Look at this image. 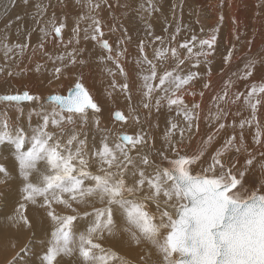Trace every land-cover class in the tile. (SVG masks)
I'll use <instances>...</instances> for the list:
<instances>
[{
	"label": "snow or ice",
	"instance_id": "obj_1",
	"mask_svg": "<svg viewBox=\"0 0 264 264\" xmlns=\"http://www.w3.org/2000/svg\"><path fill=\"white\" fill-rule=\"evenodd\" d=\"M25 2L27 3V0ZM89 4L92 10L100 7L98 3L92 4L91 0ZM91 19V38L97 40L96 34L103 36L100 21L95 17ZM220 19L223 20V16ZM63 27V24L57 26L53 17L51 31L57 37L61 35ZM77 31L78 29H74V32ZM196 39L195 36L192 37L193 42ZM216 41L215 34L201 39L200 51L196 55H212ZM99 43L109 52L111 59V47L108 42L100 40ZM180 47L186 49L189 55L193 52L187 41ZM140 51L144 53L143 42L140 43ZM170 51L172 57L177 59L174 68L165 70L158 76L156 65L144 56V62L148 63L151 69L150 75L141 77L142 87L146 89L144 95L149 99L154 90L166 93L171 91L173 95L167 97L169 107H181L187 122L186 128L179 129L180 140L174 143L171 136L177 125L169 121L171 127L164 136L166 145L161 149H156L153 145L147 153H137V156L133 157L130 153L137 146L147 144L143 135L121 134L118 137L120 143L115 147L109 146L105 136L101 140V146L92 153L98 159L100 167L95 172L91 171L87 133H83L81 138V133L76 131V122L79 119L81 128H84L91 113L99 130L101 121L97 114L101 113L102 108L83 83L82 77L76 79L67 95L53 94L47 98L46 103L52 105V110L43 114V123L33 129L31 137H28L22 128L11 130L7 119L0 121V145L10 146V154L14 156L18 168L15 179L20 182V200L15 209L16 216L19 221L30 227V221L25 215L27 206L39 205L46 209V215L53 224L46 251L39 256L40 264H59L58 258L61 257H69V264H129L117 251L102 244L106 235L116 236L119 232L126 233L137 245L142 240L150 243L163 264H264V181L247 182L246 171L244 167H238V160L223 159L225 153L235 147V136L225 140L223 146L210 155V162H206L204 156L212 142L211 136L191 154L181 153L179 144L185 139V131L191 132L194 126L198 130V124L194 125V121H197L199 116L192 110L198 109L200 105L193 103L192 110H189L184 100L176 96V92L190 84L199 74L189 71L182 75L181 65L184 61L177 58L175 48ZM233 53L234 46L224 57L225 63L231 60ZM69 56L72 57L71 63H77L74 53H69ZM159 56L157 53V58ZM258 64L264 70V56L246 57L243 72L234 75H237L238 79H248ZM193 66L198 67V64ZM117 68L123 75V68L119 64ZM210 71L209 69V73ZM55 72L59 78L61 68L57 67ZM157 79L158 84L154 89L150 81ZM230 84L231 81L226 82L225 91L223 95L216 97L217 100L227 97ZM121 89L127 91L129 85L125 83L121 85ZM262 94L264 78L259 84H251L244 97V103L251 108L253 119L257 105L261 103V98H264ZM242 95L244 94L238 93L235 99L239 100ZM33 100L39 101L40 97L30 95L27 91L22 95L0 96V101L17 104ZM155 104L159 110L160 99H157ZM143 107L148 108L149 104L144 103ZM221 115L222 112L215 118L219 120ZM114 119L126 121V116L117 110ZM245 123L250 124V121L242 120L241 129ZM49 125L59 129V134L49 131ZM65 125L71 127L66 128ZM224 127L223 123L219 124L220 129ZM257 128L255 143L261 144L259 125ZM26 144L30 146L25 150ZM168 151L174 153V157L169 161L171 167L162 168L156 163L153 153L168 159ZM235 151L239 152L240 148L235 147ZM137 159L143 167L137 166ZM253 160L249 154L245 166L250 168ZM41 164L44 166L43 170L40 168ZM130 168L133 169L131 183L126 179ZM148 168H153L154 171L147 173ZM197 168L200 170L197 171ZM261 169L264 170V164H261ZM13 179L8 167L0 164V184H7ZM96 201L103 206L95 207ZM74 203L92 205L91 211L80 213L73 207ZM153 204L155 212L151 210ZM57 205L71 209L76 215L58 213L55 207ZM78 219L87 221L85 229L79 232L74 224ZM28 251L30 249L27 247L21 249L25 255ZM73 257L75 259H71ZM22 261L24 258L17 254L12 264H21Z\"/></svg>",
	"mask_w": 264,
	"mask_h": 264
},
{
	"label": "bare ground",
	"instance_id": "obj_2",
	"mask_svg": "<svg viewBox=\"0 0 264 264\" xmlns=\"http://www.w3.org/2000/svg\"><path fill=\"white\" fill-rule=\"evenodd\" d=\"M216 1L217 2H211V0H192L191 2V0H176L172 3L170 0H91L92 4L98 3L100 5L98 9L92 10L89 0H79V2H77V0H62L63 4L61 8H56L57 13L54 14L52 18L55 17L57 26H59V23L71 26L65 31L63 28L59 37L51 31L55 40L51 39L52 42L48 40L50 44L49 42L45 43V45H49V48L43 52L42 58L46 59L47 63L45 66L35 67L37 75L36 81H34L28 76L34 69H30L28 74H26L28 65L34 62L33 54L30 53V51L28 52V48L32 47L30 41L33 36L31 34V24L29 21H35L34 28H38L41 31L44 30L42 31L43 33L49 31L48 19L44 20L42 23L41 20L45 18L47 9L50 13L56 12L54 8H47L50 5L53 7V2L50 4V2L46 0L38 5V3L23 4L24 0H0V79L2 77L0 80V96L15 95V93L18 95L21 92L27 91L30 95L40 97L39 101L33 100L20 104L15 103V105L11 102L5 104L4 101H0V108H11L17 112L16 110L18 107V110H21V108H28L29 106L30 109L34 111L39 107V109H43L44 112L50 113L52 108L48 106L50 104L46 103V99L53 94L66 95L69 89L74 85L76 79L82 77L83 83L102 108L101 113L97 114L101 121L100 126L107 123V126H105L106 129L113 127V131L111 130V132L116 133V137L114 136L116 138L114 144L110 140V137L103 133L97 134L98 136L95 138L87 132L93 141L96 140L94 143L91 141L93 144L89 145L90 151L87 152H89L91 169L97 171L100 167V163L92 153L101 146V140L105 136L107 137L109 146L115 147L117 143H120L118 137L121 134L131 136L141 134L144 136L147 144L144 146H137L135 152L143 154L147 153L149 148L153 145L156 149H161L162 146L166 145L164 136L166 131L171 127L169 121L177 125V129L174 131H177L179 128H186L187 122L184 120L182 108L177 105L169 107L167 103V97L173 95L171 91L166 93L161 90H154L151 93V99H149L144 95L146 89L142 87L143 80L141 77L143 75H150L151 69V66L144 62V56H147L148 60L156 65L157 74L159 76L165 70H171L175 67L177 59L172 57L170 51V49L175 48L177 58L184 61L181 65L183 69L181 74L186 75L189 71L199 74L190 84L176 92V96H180L184 100L189 110H192L193 103L200 105L198 109L192 110L198 113L199 116V119L194 121V125L198 124V130L194 126L191 132L185 131V139L179 144L181 153L191 154L211 136L212 142L208 145L207 152L204 156V160L210 162V155L221 148L225 140L231 136H235L236 140L234 141V146L239 147L240 151L236 152L235 147H233L232 150L225 153L223 159L229 161L238 160V167H244L246 171L245 180L247 182L251 183L255 181L259 183L264 181V170L261 169V164H264V156H262V153H264V98H261V103L257 105L255 119H253L251 108L244 103V97L247 95V91L250 89L251 84H259L262 82L264 70H262L261 67L259 69L258 64L255 69L258 72V75L256 74L257 77L255 76L256 78L251 76L248 79H238L237 75H234V73H242L244 70L245 58L252 57L251 54H248L249 52H246L242 56L248 55L243 57V59L239 56L238 59H235L236 54H240L241 52L244 53L243 51L247 46V41H245L243 37V46L241 47V44L237 45L238 50L237 46L234 47L231 60L227 63L224 61V57L229 50L233 49V43L232 45L228 44L230 39L227 37L229 40L227 41L226 37H224L227 34L230 35L232 32L231 27L227 26V23L230 24L229 18L231 22L234 21L236 23L237 28H235V32L249 30L248 26L250 24H248V21H245L248 19L245 16V8L250 10L251 7L244 8V4H246L247 1L239 3L233 0ZM254 1L256 0H251V2ZM258 1L260 0L256 2L258 3ZM259 3L262 6V10H259V13L257 11L254 13L257 19H253L254 23L251 25L255 35H250V38L247 35L244 36L250 40L248 41V47L251 49L250 51L260 48V43L264 41L261 37L264 34L263 30H259V35L256 33L257 29L261 28L262 25L258 28L257 26L264 22V0H261ZM215 6L221 7V11L213 12L216 11V9H214ZM34 7H40V10L28 13L31 12ZM193 9H197L200 12L197 10L194 11ZM208 12L216 13L215 17L212 18V16H208L206 14ZM65 15H69L70 19L63 21L62 17ZM22 16L25 18V23L21 22ZM221 16H223V20L220 19ZM248 16H251V14H248ZM81 17H83L81 21H84V25H82L83 28H81V30L83 29L82 31L80 27L73 26L74 23H78ZM92 17L100 21L101 31L103 32L102 37L96 34L98 37L97 40L91 38L93 35ZM217 22L221 23L219 27L223 26L227 30V32H224L225 30L220 28V32L226 34L222 37V40L229 45V47L221 40V44L218 42L217 45L214 46L216 48H214L215 50L210 57L197 56L196 53L200 51L199 41L201 37H210L213 34L216 35L215 32L218 28H216L215 25ZM16 23L17 25H15ZM13 25L22 26L23 28L25 27V29L13 30L15 27H12ZM70 28H72V30H70ZM74 29H78L80 32H74ZM86 29L87 31H85ZM136 30L143 35L142 39L136 36ZM193 36L197 38L194 42L192 41ZM219 36L222 35L219 33L218 37ZM240 36L239 39L242 40ZM20 37L21 39L19 41L18 38ZM43 37L41 39H43ZM157 37H160V39H156ZM173 37L175 39H173ZM219 38L221 39V37ZM77 39L79 42H77ZM257 39H259L258 41L261 39L263 41L257 43ZM100 40H105L110 45L111 59H109L110 54L108 51L96 47V43H99ZM232 40L233 39H231V41ZM236 40H238V36ZM186 41L189 42V47L193 49L191 55H189L186 49L180 47V45ZM141 42H143L144 47L143 54L140 51ZM54 43H56L55 46ZM19 45H26V47L22 48ZM248 47L246 48L247 50ZM24 52L28 54L22 58ZM69 53H74L77 63H71L72 57L69 56ZM157 53L160 54L159 58H157ZM250 53L255 54L256 52ZM59 57H63L64 59L60 60ZM21 58L23 61L20 63ZM239 58L241 59L239 60ZM80 61H83V63H80ZM138 61H140V63H138ZM22 64L24 65V74L20 76L17 75L16 77H19L18 79L13 76L3 82L5 79L4 69H6L7 72H11ZM117 64L123 68V75L120 69L117 68ZM197 64L198 67L193 66ZM57 67L61 68L59 78H57L55 72ZM209 69L211 70L210 73ZM67 73L71 74V78L73 79L72 83L71 80L68 79ZM107 76L109 80L104 84L103 81H105ZM58 80L60 83L53 85L52 89L49 90L48 85ZM228 81H231V84L227 89V97L224 100H217L216 97L223 95L225 84ZM114 82L115 87H113ZM125 83L129 85L127 91L121 89V85ZM150 83L155 89L158 84V79L150 81ZM99 85H102V88ZM205 85H208V87H205ZM68 86H70V88L66 91ZM12 87L17 90L19 87V90H14ZM165 87H167V85ZM201 93H203V95H201ZM238 93H243L244 95H242L239 100H236L235 97ZM262 97H264V94H262ZM157 99H160L159 110H157L155 104ZM144 103H148L149 107H143ZM117 110L126 116V121L119 123L116 121L111 122V117ZM178 112L181 114L178 115ZM220 112H222L221 118L217 120L215 117ZM35 118L37 119V117ZM242 120L250 121V124L245 123L243 129L240 128V122ZM220 123L225 125L223 129L219 128ZM94 124V120L90 113L87 126L91 127ZM76 125L81 129L80 121H77ZM233 125H235V127H233ZM257 125H259V131L261 133V144L255 143L258 130ZM65 127L69 128L70 126L66 125ZM175 133L176 132H174V134ZM241 133L243 135L242 141ZM106 134H108V132ZM29 137H31V135ZM114 137L112 136V139ZM179 140L180 138L172 139L174 143ZM7 148L9 149V146ZM6 152V144L0 145V164H4L8 167L14 179L12 180L13 189H10L11 193H6L3 206L4 211L0 214V256L6 252L9 255L22 247H29L31 250H34V253L26 264H40L39 256L46 251L53 224L46 215V209L39 207V205L29 204L25 215L28 217L30 224L33 225V237L36 241L45 239L46 244L41 245L37 242L30 246H24L22 241L27 233L28 226L19 221L15 213V209L20 200V182L18 179H15L18 175V168L15 164L14 156ZM134 153L132 155H134ZM249 154L254 158L253 165L250 168L245 166V161L249 158ZM166 155L168 159L155 156V153H153L156 163L162 168H166L164 163L174 157L172 151H168ZM136 164L138 167H143V165H140L139 160H136ZM40 168L43 170V164L40 165ZM196 170L199 171L200 169L197 168ZM132 171L133 169L130 168L126 175V179L129 183L133 180ZM153 171V168L147 169V173H152ZM102 206L103 205H101L99 201L95 202V207ZM55 207L56 210L59 209L60 212L68 209L61 205ZM73 207H78V212L83 213L84 211H91L92 205L75 204ZM151 210L153 212L156 211L154 204L151 205ZM70 213V215H76V213ZM74 224L79 232L85 229L87 221L78 219ZM102 242V244H105V247L107 243H112V247L110 245L107 247L112 249L115 248L113 250L126 258L129 264H138L140 258L141 260L143 258L141 264H163L161 257L150 243L142 240L137 245L131 241L124 232H119L116 236L106 235ZM144 257H146V260ZM9 259L10 257L5 263H7ZM26 259L27 258H25L24 261H26ZM69 259V257H61L60 260L58 259L59 264H69ZM71 259H75V257ZM21 264H24V262H21Z\"/></svg>",
	"mask_w": 264,
	"mask_h": 264
},
{
	"label": "rangeland",
	"instance_id": "obj_3",
	"mask_svg": "<svg viewBox=\"0 0 264 264\" xmlns=\"http://www.w3.org/2000/svg\"><path fill=\"white\" fill-rule=\"evenodd\" d=\"M44 1H46V0H27V3L25 2V0H24V2H23V4H32V3H38V5H40L41 3H43ZM49 2H50V4L53 2V7L50 5L49 7H47V8H50V9H52V8H54L55 10H56V12H53V13H50V11H48V9H47V11H46V13H45V18L44 19H42L41 20V23L44 21V20H46V19H48V30L50 31H46L48 34H45V32L43 33L41 30H39L38 28H34V22L35 21H29V23L31 24V34L33 35L32 36V40L30 41L31 43H32V47H29L28 48V52L30 51V53H32L33 54V58H34V62L32 63V64H29L28 65V70H27V73L26 74H28V71L30 70V69H34V71L33 72H31V74L29 75L28 74V76L30 77V78H32L34 81H36V75H37V73H36V71H35V67L37 66V67H39V66H45L46 65V63H47V60L46 59H43L42 58V54H43V52H45L46 50H48V46L49 45H45V43H47V42H49V41H51V39H54V35L52 34V32H51V29H50V27H51V22H52V16L54 15V14H56L57 13V9L56 8H61V5L63 4V2H62V0H48ZM148 1H151V0H148ZM162 1H164V0H162ZM172 3H174L176 0H170ZM233 1H235L236 3H239V2H243V1H247L246 2V4H244V8L245 7H251L250 8V10H248V9H246L245 8V10H246V14H245V16L248 18V19H246L245 21L247 22L248 21V24H250L248 27H249V30L247 29V30H245V31H237V32H235V28H237L236 27V23L234 22H231L230 21V18H229V23L230 24H228L227 23V26L228 27H231V30H232V32H231V34L230 35H226L225 33H223V32H220V28H223L222 30H225L224 32H227V30H226V28H224L223 26H220L219 27V24H221V23H219V22H217L216 23V25H215V27L216 28H218L217 30H216V36H217V39L219 38V37H221V39L219 38V40L218 41H216V44L214 45V46H216L217 45V43L219 42L220 44H221V40H222V37L224 36V35H226V36H224V37H226V39H227V37H228V39H230V41L227 39V41H229L228 42V44H231L232 45V43H233V45H234V47H236L237 45H240L241 44V47L243 46V38L245 39V41H247V46H246V48L248 47V45H249V42L248 41H250L247 37V39L244 37V36H249V38H250V35L251 36H253V35H255L254 34V29H252V23H254L253 22V19L255 20V19H257V18H255L256 17V14H254L256 11L259 13V10L261 11L262 10V6H261V4L259 3V2H261V0L260 1H258V3L260 4H258L256 1H254V2H251V0H233ZM191 2H192V0H191ZM211 2H217L216 0H211ZM38 5H36V6H38ZM248 5V6H247ZM217 7V8H216ZM221 7H218V6H215V8L214 9H216V11H213V12H219V10L221 11V9H220ZM218 9V10H217ZM40 10V7H34L33 8V10L31 11V12H28V13H32V12H36V11H39ZM194 11H196L197 9H193ZM255 10V11H254ZM198 11V10H197ZM198 12H200V11H198ZM213 12H208V13H206L208 16L210 15V17L212 16V18H214L215 17V14L216 13H213ZM209 13H211V14H209ZM212 14H214V15H212ZM248 14H251V16H248ZM18 16H19V13H18ZM65 16H67V17H65ZM65 16H63L62 17V20L64 21V20H66V19H70L69 18V15H65ZM251 19V20H250ZM21 22L22 23H25V18L22 16L21 17ZM81 20H83V19H79L78 20V23H74L73 24V26L74 27H80V30H81V28H83V26L82 25H84V21H81ZM18 22V21H17ZM60 22H61V19H60ZM209 22H211V21H209ZM251 22V23H250ZM65 23V22H64ZM231 23H232V26H231ZM263 23V24H262ZM262 23H260V25H258L257 26V28L260 26L261 27V25H262V27L261 28H259V29H257V31H256V33H257V35H259L258 33H259V30L260 29H262L263 30V33H264V22H262ZM61 23H59V25H60ZM15 25H17V23L15 24ZM15 25H13L12 27H14ZM235 25V26H234ZM68 26V27H67ZM69 26H71V25H67V24H64V31L68 28L69 29ZM251 26V27H250ZM11 27V28H12ZM215 27H214V29H215ZM227 27V28H228ZM233 27V28H232ZM17 29H25V27L23 28L22 26H15L14 28H13V30H17ZM252 29V30H251ZM29 30V29H28ZM70 30H72V28H70ZM83 30V29H82ZM81 30V31H82ZM219 30V31H218ZM235 33H234V32ZM247 31V32H246ZM66 32H68V31H66ZM77 32H80V31H77ZM253 32V33H252ZM220 33V35H222V36H219L218 37V34ZM245 33V34H244ZM251 33V34H250ZM135 34H136V36H138V37H140L141 39H142V37H143V35L142 34H140L139 33V31L138 30H136L135 31ZM234 34H236V35H234ZM43 35H44V37H43ZM241 35V36H240ZM237 36H238V40H236V38H237ZM239 36L242 38V40L241 39H239ZM261 36V35H260ZM43 37V39H41ZM49 37V38H48ZM56 37V36H55ZM201 37V36H200ZM262 37V39H264V34L261 36ZM206 39V38H208V36L207 37H201V39ZM20 39H21V37L20 38H18V40L20 41ZM231 39H233L232 41H231ZM235 39V40H234ZM260 40V41H263V40ZM49 40V41H48ZM55 40V39H54ZM259 39H257V43H259L260 41H258ZM223 41V40H222ZM52 42V41H51ZM223 43L224 44H226L224 41H223ZM49 44H50V42H49ZM59 44V43H58ZM57 44V45H58ZM56 45V43H54V46ZM227 45V44H226ZM233 45H232V47H233ZM228 47H229V45H227ZM260 48H256L255 50H253V51H250L251 49L248 47V50L245 48V50L243 51L244 53H237V54H239V55H237L236 54V56H235V59L237 58L238 59V56L239 57H241L242 59H243V57H245L246 55H250L251 54V56L253 57H257V58H259V57H262V56H264V41H263V43L261 42L260 43ZM96 47L97 48H102L101 46H100V44L99 43H96ZM214 48H216V47H214ZM30 49V50H29ZM103 49V48H102ZM105 50V49H104ZM214 50L215 49H213L212 51L214 52ZM237 50H238V46H237ZM256 52L255 54H253V53H250V52ZM261 51V52H260ZM248 53V54H246L245 56H242L243 54H245V53ZM260 52V53H259ZM262 53V54H261ZM26 54H28V53H23V55H22V58H23V56H25ZM208 57H210V56H207L206 58H208ZM21 58V59H22ZM241 58H239V60L241 59ZM20 59V63L23 61V59L21 60ZM24 65L22 64L20 67H18V68H16V69H14V70H12L11 72H7V70L6 69H4L5 71H4V73H5V76H4V80H3V82L4 81H6L9 77H16L17 75H22V74H24L25 73V71H24ZM260 65L258 66V68L260 69ZM258 69V70H259ZM20 72H21V74H20ZM256 74L258 75V72H257V70H254V73H253V77L254 78H256L257 76H256ZM262 75H264V74H262ZM67 76H68V79H70L71 80V83H72V78H71V74L70 73H67ZM256 76V77H255ZM17 79L19 78V77H16ZM61 78V77H60ZM65 78V77H64ZM1 79H2V77H1ZM0 79V80H1ZM15 79V78H14ZM60 80V79H59ZM59 80L58 81H54L53 83H51V84H49L48 85V89L50 90V89H52V86L53 85H56V84H58V83H60L59 82ZM109 80V77L107 76V78L105 79V81H103L104 82V84L105 83H107V81ZM21 83V82H20ZM37 85H40V84H37ZM101 88H102V85H99ZM70 88V86H68L67 88H66V91L68 90ZM12 89H14V90H17V89H15V88H13L12 87ZM11 89V90H12ZM18 90H19V87H18ZM17 90V91H18ZM13 92V91H12ZM15 92V91H14ZM22 93V92H21ZM16 94V93H15ZM65 94H66V92H65ZM2 95V94H1ZM5 104L7 103V102H4ZM12 103V102H11ZM13 105H15V103H13ZM20 106V105H19ZM31 106V105H30ZM50 108H52V105L50 104V105H48ZM17 108V107H16ZM19 108V107H18ZM18 108H17V112H15L14 110H12L11 108H0V121H3V120H5V119H7V121H8V123H9V126H10V129L11 130H13V131H15L16 129H20V128H22L23 130H24V132H25V134L29 137L30 135H32V133H33V129H35V128H37L38 127V125L40 126V122H41V124L43 123V114L44 113H46V112H44V110L43 109H39V107H37L36 109L37 110H33V109H30V107L28 106V108L27 107H23V109L21 108V110L19 109L18 110ZM39 110H41L42 111V113H41V111H39ZM17 113V114H16ZM34 113V114H33ZM41 116V117H40ZM208 116H209V114H208ZM35 117H37V119L35 118ZM112 119H111V122H115V120L113 119V117H111ZM35 119V120H34ZM30 120V121H29ZM39 120V121H38ZM42 120V121H41ZM114 120V121H113ZM77 121H79V119H77ZM225 121V120H224ZM116 122H122V121H116ZM124 122V121H123ZM224 123V122H223ZM66 126V125H65ZM105 126H107V123H105L103 126L101 125L100 127H99V130L97 129V126H96V124H94L93 126H91V127H88L87 125L84 127V128H81L80 129V127H77V125H76V131L77 132H81V136L83 137V133H89V134H91V135H93L95 138L98 136L97 134H99V133H103V134H105L106 136H108V137H110V140L115 144V140H116V133L114 132H111V130L113 131V127H109L108 129H106V127ZM71 127V126H70ZM69 127V128H70ZM27 128V129H26ZM92 129V130H91ZM179 129H181V128H179ZM179 129L177 130V131H174V132H176L175 134H173L174 136H171V138L173 137V138H180V133H179ZM28 130H29V132H28ZM31 130V131H30ZM48 130L49 131H51V132H55V133H57V134H59V129H56V128H53L51 125H49V128H48ZM86 130V131H85ZM104 130V131H103ZM106 130V131H105ZM83 132V133H82ZM108 132V134H106ZM29 133H30V135H29ZM87 133V151H90L89 149H90V144H93L96 140H92V138H90V135ZM89 135V136H88ZM110 135V136H109ZM112 136L114 137L113 139H112ZM81 137V138H82ZM172 138V139H173ZM93 143H92V142ZM28 146H30V145H27L26 144V147H25V149H27V147ZM8 147V145H6V150H7V152L6 153H10V151H9V149L7 148ZM9 148H10V146H9ZM135 152V150H133L131 153H130V155H132L133 153ZM137 153L138 152H135L134 153V155H132L133 157H136L137 156ZM88 159H89V152H88ZM138 160V159H137ZM91 171H93V172H95L94 170H92V169H90ZM113 171H115L116 169H112ZM0 186H2V187H0V214L4 211V208H3V206H4V203H5V195H6V193H11L10 192V189H13V185H12V180L11 181H9L7 184H0ZM8 190V191H7ZM6 191V192H5ZM12 191V190H11ZM4 192H5V194H4ZM73 206H75V204H73ZM75 208H77V210H78V207H75ZM57 212H59V213H61V214H66V215H68L70 212H72V211H70V209H69V211H68V209L67 210H63V211H59V209H57L56 210ZM68 211V212H67ZM71 214V213H70ZM69 214V215H70ZM31 225V224H30ZM23 243H24V246H30L31 244H34V243H37V242H39V244H41V245H44V244H46V240L45 239H41V240H38V241H36L35 239H34V237H33V225H31L30 227L28 226V230H27V233H26V235H25V237H24V240L22 241ZM103 243V242H102ZM104 246H105V244H103ZM111 246L112 245V243H107V245H106V247L107 246ZM112 247V246H111ZM25 249V247H22V248H19V250L17 249L15 252H12L11 254H9L8 255V253L6 252V253H3V255H1L0 256V264H12V262H13V260H14V257H17V254H19V255H21V257H24V260H25V258H27L26 259V262L27 261H29L31 258H32V254L34 253V250L32 249H30L29 247H27L28 249H30V251H28V255H25V253L24 252H21V249ZM113 249H115V248H113ZM18 251V252H17ZM33 251V252H32ZM125 256V255H124ZM10 257V259L8 260V262L7 263H5L6 261H7V259ZM145 258V260H146V257H144ZM59 260L61 259V258H58ZM140 260H141V258H140ZM138 261V264H141V262H143L142 260H143V258H142V260L141 261ZM133 261V260H132ZM22 262H25V261H22ZM133 264V263H132Z\"/></svg>",
	"mask_w": 264,
	"mask_h": 264
},
{
	"label": "water",
	"instance_id": "obj_4",
	"mask_svg": "<svg viewBox=\"0 0 264 264\" xmlns=\"http://www.w3.org/2000/svg\"><path fill=\"white\" fill-rule=\"evenodd\" d=\"M23 93H24V92H22V93H20V94H18V95H22ZM67 94H68V93H67ZM67 94H66V95H67ZM15 95H16V94H15ZM46 101H47V99H46ZM4 102H7V101H4ZM23 102L25 103V102H27V101H21V102H19V104H20V103H23ZM12 103H16V102H12ZM112 117H113V119H114V114L112 115ZM169 161H170V160H168V161H166V162L164 163V165H165L166 168L171 167Z\"/></svg>",
	"mask_w": 264,
	"mask_h": 264
}]
</instances>
